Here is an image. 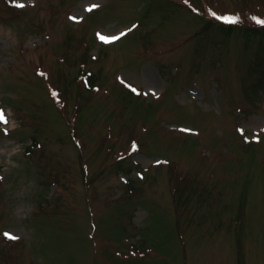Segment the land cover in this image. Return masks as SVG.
I'll return each mask as SVG.
<instances>
[{
	"label": "rangeland",
	"instance_id": "1",
	"mask_svg": "<svg viewBox=\"0 0 264 264\" xmlns=\"http://www.w3.org/2000/svg\"><path fill=\"white\" fill-rule=\"evenodd\" d=\"M257 20L264 0H0V264H264Z\"/></svg>",
	"mask_w": 264,
	"mask_h": 264
},
{
	"label": "snow or ice",
	"instance_id": "2",
	"mask_svg": "<svg viewBox=\"0 0 264 264\" xmlns=\"http://www.w3.org/2000/svg\"><path fill=\"white\" fill-rule=\"evenodd\" d=\"M18 7H24L23 4H18L17 5ZM97 7V5H92L88 11H91L93 8ZM213 15L215 16L216 14L213 13ZM72 19H76L75 17H73ZM218 19H221V20H224L226 23H229V24H234L238 21V17L236 16H223V17H218ZM255 19V18H254ZM257 23H261V24H264V20H257ZM125 35V33L121 32L119 36H99V39H101L103 42L105 43H111L115 40H118L121 38V36ZM53 96L57 95L55 92L52 93ZM0 122H3V123H8L7 121V118L4 114V112L2 110H0ZM5 236H7L9 239H17V237L11 235L10 233H5L4 234Z\"/></svg>",
	"mask_w": 264,
	"mask_h": 264
},
{
	"label": "trees",
	"instance_id": "3",
	"mask_svg": "<svg viewBox=\"0 0 264 264\" xmlns=\"http://www.w3.org/2000/svg\"><path fill=\"white\" fill-rule=\"evenodd\" d=\"M92 75V74H91ZM92 78V77H91ZM93 80H94V77H93V79H92V83H93ZM89 81V80H88ZM90 82V81H89ZM93 85H95L94 83H93ZM98 86V85H97ZM254 141H257V138H255L254 139ZM254 141H252L253 143H254ZM39 144V142H38V139L37 138H33V141H32V143L29 145V150H31L30 148H32V147H35V146H37ZM242 244L240 243L239 244V252H240V256H241V253H242Z\"/></svg>",
	"mask_w": 264,
	"mask_h": 264
}]
</instances>
